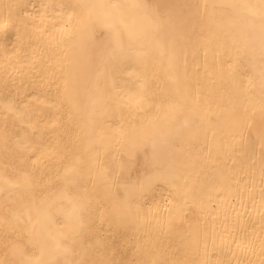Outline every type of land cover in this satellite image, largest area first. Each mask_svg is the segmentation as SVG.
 Here are the masks:
<instances>
[{"label":"bare ground","instance_id":"1","mask_svg":"<svg viewBox=\"0 0 264 264\" xmlns=\"http://www.w3.org/2000/svg\"><path fill=\"white\" fill-rule=\"evenodd\" d=\"M65 260L264 264V0H0V264Z\"/></svg>","mask_w":264,"mask_h":264},{"label":"snow or ice","instance_id":"2","mask_svg":"<svg viewBox=\"0 0 264 264\" xmlns=\"http://www.w3.org/2000/svg\"><path fill=\"white\" fill-rule=\"evenodd\" d=\"M65 252L69 253L70 250L69 249H65ZM28 264H31V262H28ZM49 264H60V262L59 261H54V262H49ZM64 264H71V261L65 260Z\"/></svg>","mask_w":264,"mask_h":264}]
</instances>
